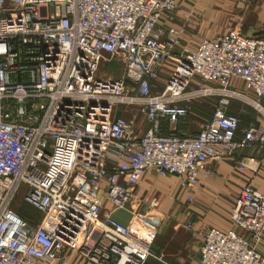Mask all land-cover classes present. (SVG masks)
<instances>
[{
	"label": "built area",
	"instance_id": "2783aa9c",
	"mask_svg": "<svg viewBox=\"0 0 264 264\" xmlns=\"http://www.w3.org/2000/svg\"><path fill=\"white\" fill-rule=\"evenodd\" d=\"M177 8L0 0V264H66L68 251L92 264H147L153 250L102 202L157 207L137 197L144 175L182 177L192 193L200 172L215 177L211 163L264 147V126L251 122L239 137L228 112L240 100L264 114V40L232 31L183 47L188 28L167 25ZM118 64L119 77L106 69ZM210 98L217 105L199 130L163 134ZM127 113L145 118L143 133ZM18 198L37 224L14 210ZM230 220L235 229L205 232L195 264H264V195L246 184Z\"/></svg>",
	"mask_w": 264,
	"mask_h": 264
},
{
	"label": "crops",
	"instance_id": "0c3cea01",
	"mask_svg": "<svg viewBox=\"0 0 264 264\" xmlns=\"http://www.w3.org/2000/svg\"><path fill=\"white\" fill-rule=\"evenodd\" d=\"M167 25L188 28L183 47L189 49H194L203 38L211 39L232 31L264 40V0H178L177 11ZM230 104L231 113L228 112L240 119L239 137H243L251 122L264 126V114L252 105L240 100ZM262 106L264 109V101ZM141 118L146 129L145 118ZM176 128L188 130L184 123L178 127L164 123L162 132L167 135ZM145 129L140 128V132ZM250 158L254 162L240 169L238 165ZM209 168L216 173L215 177L200 172L192 193L184 188L182 177L146 174L136 190L137 197H151L159 204L157 207L143 205L136 210L130 205L120 209L104 201L101 212L128 225L131 236L153 250L156 258L149 259L147 264H195L208 229H235L230 216L243 187L249 184L264 195V147L241 149L232 158L211 163ZM189 195L193 196V203L188 201ZM144 214L147 218L141 216ZM190 222L192 228L187 226ZM261 252L264 255V243ZM66 256V264H92L72 251Z\"/></svg>",
	"mask_w": 264,
	"mask_h": 264
},
{
	"label": "rangeland",
	"instance_id": "374dc122",
	"mask_svg": "<svg viewBox=\"0 0 264 264\" xmlns=\"http://www.w3.org/2000/svg\"><path fill=\"white\" fill-rule=\"evenodd\" d=\"M106 69L109 72H112L117 77L122 75L123 68L121 65H107ZM236 101V100H231ZM217 105V99L216 98H210L207 100L202 101L201 103L192 105L191 111L192 116L184 122L186 129L189 131H197L199 130V126L207 119L210 118L212 115L213 109ZM231 105V104H230ZM230 107V106H229ZM229 112L231 113L230 109ZM233 114V113H232ZM126 118L129 120L135 119V125L137 128L145 129V124H143V118L141 116L134 117V113H127L125 114ZM14 210H16L17 213H20L24 218L26 219H35V221L32 224H37V221L39 220V216L37 215V211L34 208H31L30 206L24 205L22 203V199L18 198L17 202L15 203Z\"/></svg>",
	"mask_w": 264,
	"mask_h": 264
},
{
	"label": "trees",
	"instance_id": "16d2710c",
	"mask_svg": "<svg viewBox=\"0 0 264 264\" xmlns=\"http://www.w3.org/2000/svg\"><path fill=\"white\" fill-rule=\"evenodd\" d=\"M196 104H198V103H196ZM195 105V104H194ZM20 214V213H19ZM21 215V214H20ZM22 216V215H21ZM36 216H39V214L37 213V215ZM23 217V216H22ZM24 218V217H23ZM26 219V218H25ZM26 220H28V219H26ZM28 221H30V222H34L35 220H32V219H29Z\"/></svg>",
	"mask_w": 264,
	"mask_h": 264
}]
</instances>
